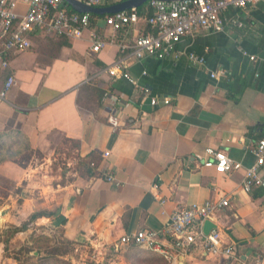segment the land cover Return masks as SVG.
Returning a JSON list of instances; mask_svg holds the SVG:
<instances>
[{
  "label": "crops",
  "instance_id": "0c3cea01",
  "mask_svg": "<svg viewBox=\"0 0 264 264\" xmlns=\"http://www.w3.org/2000/svg\"><path fill=\"white\" fill-rule=\"evenodd\" d=\"M15 3V12L24 14L26 6ZM148 14L147 4L135 28L139 34L148 32ZM231 16L234 11L222 32L183 39L180 56L163 60L132 57V38L124 33L91 55L86 37L64 46L37 32L28 51L10 56L15 85L0 103V145L18 141L36 156L23 167L0 163V212L16 227L44 213L14 241L58 234L75 249L95 248L102 264H264V188L241 189L244 168L254 162L253 145L264 139V3L243 11L241 28ZM99 26L105 37L112 34ZM190 54L203 64L190 62ZM119 60L135 85L106 73ZM153 98L157 106L150 104ZM208 148L223 151L243 170L222 175L204 167ZM58 158L64 171L53 168ZM89 158L92 175L78 167ZM222 197L229 206L209 222L222 245L232 248V259L208 255L199 245L180 253L169 239L160 253L119 245L142 230L164 231L177 208ZM59 217L62 224L52 227Z\"/></svg>",
  "mask_w": 264,
  "mask_h": 264
},
{
  "label": "built area",
  "instance_id": "2783aa9c",
  "mask_svg": "<svg viewBox=\"0 0 264 264\" xmlns=\"http://www.w3.org/2000/svg\"><path fill=\"white\" fill-rule=\"evenodd\" d=\"M16 0H0V103L5 102L15 85V77L11 73L10 56L28 51L31 38L41 32L45 36L64 37L68 40H82L86 37L89 43V54L97 55L106 47L113 44L116 35L124 33L132 38L129 47L131 55L137 60L152 57L163 60L168 57H178L177 45L183 39L194 38L198 33H220L223 31L226 16L234 11L235 16L229 18L230 23L242 27L241 15L249 6L264 0H189L177 2L149 1V14L143 18L148 28L146 34L135 31L142 19L137 9H131L106 15L103 18H92L89 14L73 12L63 0H20L26 6V12L19 15L15 12ZM89 7H103L117 1L127 0H77ZM112 34L105 37L99 24ZM128 49L120 45V50ZM193 64H203V59L193 54L188 56ZM250 60H254L250 57ZM112 78H123L132 85L136 82L127 72L123 60L115 61L106 69ZM222 75V73L220 74ZM217 74H211L216 78ZM264 83V79H263ZM105 105L109 104L108 94L103 97ZM152 106H157V99L150 100ZM168 105V101H163ZM115 129L117 124L110 120ZM254 162L244 168L241 189L245 193L254 187L264 188V139L258 140L251 150ZM203 166L213 168L218 174L235 173L243 170V165L230 159L223 151L212 148L206 149ZM94 166V164H91ZM107 182H115L112 176L105 177ZM118 185V184H117ZM227 197L217 201H206L184 208H177L169 218V226L164 231L142 230L135 234L122 237L119 245L127 247L134 245L140 249L160 253L163 241L170 240L172 247L180 253L188 252L199 245L204 253L218 256L222 259H232L233 250L230 246L222 245L215 232L204 234V222L211 221L216 212L229 206ZM165 258L168 259L167 255ZM245 264V263H242Z\"/></svg>",
  "mask_w": 264,
  "mask_h": 264
},
{
  "label": "rangeland",
  "instance_id": "374dc122",
  "mask_svg": "<svg viewBox=\"0 0 264 264\" xmlns=\"http://www.w3.org/2000/svg\"><path fill=\"white\" fill-rule=\"evenodd\" d=\"M147 4L148 2H145L141 6L143 7V10L147 7ZM14 151L16 153L18 152V154L16 155V160L19 161L17 162L18 164L24 161V162H27L26 163L27 165L30 162V160H32V158L36 156V154L34 153L28 154L23 143L18 145L14 149ZM59 156L61 157L60 153H59ZM57 165H59L62 171L66 169L64 161L61 160V158H58L56 162H54L53 168L56 169ZM15 199L20 201L19 195H16ZM1 213H4V212H0V241L3 242L4 240H6V235L2 234V231L8 229L9 227H11V225L7 224L6 222H3V216L1 215ZM32 229H36V228L33 226ZM37 229L40 230L41 228L39 229L38 227ZM37 234L39 233L37 232ZM29 237L30 236H28L27 240L24 243H22L20 240L14 241L13 240L15 238L14 236V238L9 241L6 248L4 247L2 243H0V264H24L27 256H33V257L42 259L50 251V249L55 248V249H58L59 252H61L62 249L65 248L64 246L66 244L61 239V236L58 234L52 235L51 238L43 236V238L47 240H44V239L40 240L39 243L37 242V244H33V246L30 244L32 243V240H35L33 236L31 237L30 243L26 244V242H28L29 240ZM27 247L33 248V252L30 253V255L27 254V251L25 249ZM71 257H74L77 260L76 264H102L103 263V262H100V259L103 258L102 255L98 253V251H96V249L91 246L86 249H80V248L75 249L73 246H71L67 254L61 256V259L70 264H73Z\"/></svg>",
  "mask_w": 264,
  "mask_h": 264
},
{
  "label": "trees",
  "instance_id": "16d2710c",
  "mask_svg": "<svg viewBox=\"0 0 264 264\" xmlns=\"http://www.w3.org/2000/svg\"><path fill=\"white\" fill-rule=\"evenodd\" d=\"M137 11H140L141 13L143 12V7H141L140 9H137ZM141 13L139 15H141ZM92 18H103L104 16H96V15H90ZM144 16V15H143ZM141 17V16H140ZM54 37V36H53ZM57 39L62 40V45H67V39L64 37H54ZM92 90V89H91ZM92 93L97 96L98 98L102 97V93L100 91L97 90H92ZM21 143H18V141H15L14 143L8 145V146H4V145H0V163L4 162L5 160H10V161H14V162H19L16 160V155L18 154V152L16 153L14 151V149L20 145ZM25 149L27 150V153H33L29 147H27V144H23ZM5 150V151H3ZM92 162H94V160L92 158H89L87 160H79L78 161V167L80 170H84L85 173H89V175H92V167L90 166L91 164H93ZM27 162H20V166H25ZM77 167V168H78ZM92 168V169H91ZM89 171V172H88ZM42 216H44V213H34L32 215H30V217L27 219V221L23 222L20 226L16 227V226H11L8 229L2 231V234L6 235V240H4L3 242L0 241V243H2L4 245V247L6 248L7 244L9 243V241L11 239L14 238V236H16L19 233L25 232L28 228V226L30 225V223H32L33 221H35L38 218H41ZM44 238H40V239H35L33 240V243L31 244L33 246V244H37V242L39 243L40 240H43ZM47 240V239H44ZM65 244V248L62 249L61 252H59L58 249L52 248L50 249V251L45 255L44 258H37V257H33V256H27V258L25 259V263L24 264H70L64 260L61 259L62 255L67 254L68 250H70V247L72 246L71 243L64 241ZM27 251V254L30 255V253L33 252V248L31 247H27L25 248ZM19 261V260H18Z\"/></svg>",
  "mask_w": 264,
  "mask_h": 264
},
{
  "label": "water",
  "instance_id": "95a60500",
  "mask_svg": "<svg viewBox=\"0 0 264 264\" xmlns=\"http://www.w3.org/2000/svg\"><path fill=\"white\" fill-rule=\"evenodd\" d=\"M66 5L70 7V9L78 14H89L96 16H106V15H114L119 12L128 11L131 9H138L145 2L153 1V0H127L122 1L115 5H110L106 7H89L85 4L77 1V0H63ZM162 2H177V1H189V0H155ZM3 216L4 213H1ZM63 218L59 217L53 224L52 227L56 228L62 224ZM202 230L204 234H209L212 230H214V226L210 222H204L202 226ZM182 264V263H181Z\"/></svg>",
  "mask_w": 264,
  "mask_h": 264
}]
</instances>
